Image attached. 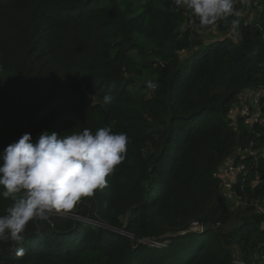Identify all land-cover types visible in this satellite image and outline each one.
Returning a JSON list of instances; mask_svg holds the SVG:
<instances>
[{
    "label": "trees",
    "instance_id": "1",
    "mask_svg": "<svg viewBox=\"0 0 264 264\" xmlns=\"http://www.w3.org/2000/svg\"><path fill=\"white\" fill-rule=\"evenodd\" d=\"M254 11L235 35L223 21L198 30L173 0H0V151L42 130L129 138L106 187L0 241V264H264L251 205L264 203V122L229 116L264 85V0ZM228 160L249 169L233 199L215 176Z\"/></svg>",
    "mask_w": 264,
    "mask_h": 264
},
{
    "label": "clouds",
    "instance_id": "2",
    "mask_svg": "<svg viewBox=\"0 0 264 264\" xmlns=\"http://www.w3.org/2000/svg\"><path fill=\"white\" fill-rule=\"evenodd\" d=\"M173 2L198 20V30L223 21L239 35L241 13L234 8L235 0ZM147 87L157 85L148 81ZM111 101L110 95L103 97L104 104ZM128 140L126 133L102 127L94 133L85 128L66 136L42 130L35 140L24 133L8 144L0 151V197L11 198L12 203L0 215V241L23 243L29 221L71 212L82 197L106 187V177L125 159ZM16 255L24 256L25 248L18 247Z\"/></svg>",
    "mask_w": 264,
    "mask_h": 264
},
{
    "label": "built area",
    "instance_id": "3",
    "mask_svg": "<svg viewBox=\"0 0 264 264\" xmlns=\"http://www.w3.org/2000/svg\"><path fill=\"white\" fill-rule=\"evenodd\" d=\"M235 4H239L242 7L246 5H252L258 7L259 0H235ZM264 102V85L258 88H248L242 92L240 100L237 101L229 111V116L233 119L243 118L247 125L252 126L255 123L264 122V112L261 107V103ZM241 152V151H240ZM248 152L251 155H256L255 150L249 149ZM264 158V152L260 155ZM218 172H215V176L222 179V185L224 187V193L227 198L233 199L235 197L234 185L239 181L241 174L246 176L249 172L246 165L241 163L239 165L234 164V161L228 160L220 166ZM259 174L256 175V180L259 179ZM255 205L256 211L264 214V203L260 200H256L251 203ZM202 225L195 221L192 224V229H201ZM155 243V242H154ZM235 264H245L240 258L235 260Z\"/></svg>",
    "mask_w": 264,
    "mask_h": 264
},
{
    "label": "rangeland",
    "instance_id": "4",
    "mask_svg": "<svg viewBox=\"0 0 264 264\" xmlns=\"http://www.w3.org/2000/svg\"><path fill=\"white\" fill-rule=\"evenodd\" d=\"M255 11H254V7L252 5H246L243 7V9L241 10V17H243L245 20H252L255 18ZM213 34H219L216 29H213ZM216 39V37H214L212 34H210L209 32H207L206 34V41L207 42H212ZM181 56L185 57L186 56V52L182 51L181 52Z\"/></svg>",
    "mask_w": 264,
    "mask_h": 264
},
{
    "label": "water",
    "instance_id": "5",
    "mask_svg": "<svg viewBox=\"0 0 264 264\" xmlns=\"http://www.w3.org/2000/svg\"><path fill=\"white\" fill-rule=\"evenodd\" d=\"M146 242H147V243H153L154 240L149 239V240H146Z\"/></svg>",
    "mask_w": 264,
    "mask_h": 264
}]
</instances>
